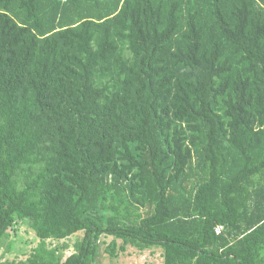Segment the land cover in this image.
Here are the masks:
<instances>
[{
  "label": "trees",
  "instance_id": "obj_1",
  "mask_svg": "<svg viewBox=\"0 0 264 264\" xmlns=\"http://www.w3.org/2000/svg\"><path fill=\"white\" fill-rule=\"evenodd\" d=\"M17 222L0 264H264V0H0V250Z\"/></svg>",
  "mask_w": 264,
  "mask_h": 264
},
{
  "label": "rangeland",
  "instance_id": "obj_2",
  "mask_svg": "<svg viewBox=\"0 0 264 264\" xmlns=\"http://www.w3.org/2000/svg\"><path fill=\"white\" fill-rule=\"evenodd\" d=\"M83 237V233L67 238L65 240H47L48 248L66 246L64 257L73 253V244ZM112 237L101 236L99 241V257L97 264H163L162 250L153 248L151 250L139 251L135 248L128 247L124 252L117 250L115 256H110L105 249L112 242ZM40 240L35 236L33 230L27 225L17 222L14 230L11 232L9 249L6 247L0 250V260H26L33 250L39 245ZM118 245L120 241L117 242Z\"/></svg>",
  "mask_w": 264,
  "mask_h": 264
},
{
  "label": "built area",
  "instance_id": "obj_3",
  "mask_svg": "<svg viewBox=\"0 0 264 264\" xmlns=\"http://www.w3.org/2000/svg\"><path fill=\"white\" fill-rule=\"evenodd\" d=\"M222 231V227H218L217 229H216V232L217 233H219V232H221Z\"/></svg>",
  "mask_w": 264,
  "mask_h": 264
}]
</instances>
